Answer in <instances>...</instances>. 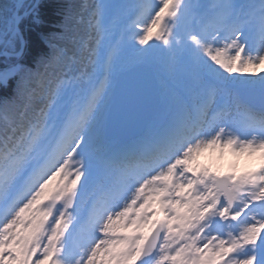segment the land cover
I'll return each mask as SVG.
<instances>
[{
    "label": "snow or ice",
    "instance_id": "1",
    "mask_svg": "<svg viewBox=\"0 0 264 264\" xmlns=\"http://www.w3.org/2000/svg\"><path fill=\"white\" fill-rule=\"evenodd\" d=\"M40 9L0 3V264H264V0Z\"/></svg>",
    "mask_w": 264,
    "mask_h": 264
},
{
    "label": "trees",
    "instance_id": "2",
    "mask_svg": "<svg viewBox=\"0 0 264 264\" xmlns=\"http://www.w3.org/2000/svg\"><path fill=\"white\" fill-rule=\"evenodd\" d=\"M3 2H10V0H0V3ZM25 2L31 3L33 0H25ZM87 2L92 3L93 0H87ZM39 3L41 4V15L44 19L43 30L57 31V25L62 20L64 12L69 8L73 11H79L85 0H39ZM41 50L46 51L43 45L38 48L34 47L33 54Z\"/></svg>",
    "mask_w": 264,
    "mask_h": 264
},
{
    "label": "rangeland",
    "instance_id": "3",
    "mask_svg": "<svg viewBox=\"0 0 264 264\" xmlns=\"http://www.w3.org/2000/svg\"><path fill=\"white\" fill-rule=\"evenodd\" d=\"M117 2L119 3V0H117ZM201 3L204 4H208L206 2H204L203 0H200ZM135 3L132 2V6ZM125 6H127V9H130L131 7H129V3L128 5L126 3H124ZM126 9V10H127ZM136 53L134 52H129L127 54V62L129 64V66H131L133 63H135V57H136ZM146 62L152 63L154 69L156 70L155 76L158 78V82L161 84L162 88L165 86L166 83H168L171 79L168 69L166 67V63H165V58L163 57V55L159 52H153L150 53L147 58L145 59ZM128 66V67H129ZM164 90V88H163ZM210 157L205 154V156L201 157V161L203 163H208L210 162ZM243 160V162H245V160L243 158H241ZM234 160V158L228 154H225V156L220 159L219 161L216 162V164L214 166H221L224 165L226 168H229L230 163ZM241 169L244 168L243 166H240Z\"/></svg>",
    "mask_w": 264,
    "mask_h": 264
},
{
    "label": "water",
    "instance_id": "4",
    "mask_svg": "<svg viewBox=\"0 0 264 264\" xmlns=\"http://www.w3.org/2000/svg\"><path fill=\"white\" fill-rule=\"evenodd\" d=\"M125 86L145 93H160L152 65L134 64L124 73Z\"/></svg>",
    "mask_w": 264,
    "mask_h": 264
},
{
    "label": "bare ground",
    "instance_id": "5",
    "mask_svg": "<svg viewBox=\"0 0 264 264\" xmlns=\"http://www.w3.org/2000/svg\"><path fill=\"white\" fill-rule=\"evenodd\" d=\"M164 88V87H163ZM229 155V154H228ZM204 157V156H203ZM240 166H243V167H245L246 166V164H245V162H243V160L241 159L240 161H239V167ZM219 167V169L221 170V171H227V170H229V168H226L224 165H219L218 166ZM241 168V167H240Z\"/></svg>",
    "mask_w": 264,
    "mask_h": 264
}]
</instances>
